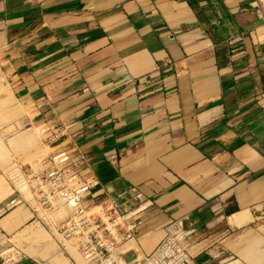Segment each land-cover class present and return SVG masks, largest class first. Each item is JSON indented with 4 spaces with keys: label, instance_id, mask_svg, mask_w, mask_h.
<instances>
[{
    "label": "crops",
    "instance_id": "0c3cea01",
    "mask_svg": "<svg viewBox=\"0 0 264 264\" xmlns=\"http://www.w3.org/2000/svg\"><path fill=\"white\" fill-rule=\"evenodd\" d=\"M255 5L0 0V101L11 112L2 120L14 137L30 123L45 136L42 150L14 151L23 153L19 168L39 174L50 166L53 136L73 141L93 191L115 197L134 186L142 194L136 254L152 252L165 227L182 220L194 231L187 246L197 262L213 264L226 249L245 264L264 261L252 229L264 221V20ZM9 163L0 165V250L29 242L51 255L27 252L24 264H78L76 239L61 236L59 253V232L36 226L42 221Z\"/></svg>",
    "mask_w": 264,
    "mask_h": 264
},
{
    "label": "built area",
    "instance_id": "2783aa9c",
    "mask_svg": "<svg viewBox=\"0 0 264 264\" xmlns=\"http://www.w3.org/2000/svg\"><path fill=\"white\" fill-rule=\"evenodd\" d=\"M163 65L157 64L154 74ZM53 137L54 152L47 158L50 166L37 175L20 170V177L43 209L69 208L70 217L56 231L64 240L76 239L75 249L86 264H204L189 251L187 240L194 231L182 220L165 227L152 252L136 254L131 248L137 232L133 218L145 209L142 194L134 186L115 197L93 191L97 181L82 149L73 141L62 144ZM13 252V263L22 264L23 256L14 250L8 253ZM127 252L133 253L128 261L123 258Z\"/></svg>",
    "mask_w": 264,
    "mask_h": 264
},
{
    "label": "rangeland",
    "instance_id": "374dc122",
    "mask_svg": "<svg viewBox=\"0 0 264 264\" xmlns=\"http://www.w3.org/2000/svg\"><path fill=\"white\" fill-rule=\"evenodd\" d=\"M255 3H256L255 8L257 10V13L264 20V0H255ZM5 102L6 101H0V145L2 147V151L4 152L5 158H9V160H10V163L8 164L9 167H8L7 173L9 175L10 179L12 180L14 186H16V188L18 189V191L20 193H22V195L27 200H29L30 204H32V206L37 210L38 216L40 217V220L42 221V224L38 223V224H36V226L42 227L43 230H45L48 233L51 232V230L52 231L55 230V232H57L56 230H57V227L60 225V223L63 222L64 220H66L64 218H68V210L67 209H69V208L66 207V206H63V207H60L58 210H54V211H52V210L51 211H47V210L43 209L40 205H37L35 203L37 201H35L33 199V197L30 196L29 190H28V186L27 185H23L24 189L21 190V188L18 185H16L17 184L16 179L11 177L16 172L14 170H19V171L20 170L21 171L24 170L25 171L28 168V167L27 168L26 167L25 168L24 167H22V168L20 167L19 168V166L16 163V161H17V158L22 156L23 153H21V151L15 153L14 151H18V150H42L41 142H42V138H44L45 136L43 135V133H41L42 129L40 128V125H32L31 123L30 124H26V125H22L21 128H19V130H17V135L19 133L22 134L24 132H25V134H27L28 132H31V130H35L34 131V134H35L34 139H35V137H37V138H36L35 144L32 145L31 147L28 146V147H21L20 148L19 144L16 143V141L17 140L21 141L20 144L23 145V143H25L26 140H22V139H26V135L23 134L21 136L14 137V135H16V132L13 129L14 127L12 126V123H9V122L7 123L6 121L2 120V119H4L5 117H7L8 115L11 114V112H6L5 111V108H6V106L4 105ZM22 109H23V106H22ZM28 129H29V131H28ZM35 132H37L38 135ZM22 141H23V143H22ZM13 152H14V155H12ZM258 225L259 226H257V227H252V229L255 230L254 232L258 235V238H259L258 239L259 249H264V221L259 222ZM44 234H45V232H44ZM52 238L54 239L52 241L53 248L55 249L56 245H58V249H59L58 252L62 253L63 248L66 246V245L65 246L61 245V243L65 244V242L62 239V237L59 236V239H58L57 235H54ZM55 238H57L59 241L55 240ZM16 240L18 242V237L16 238ZM17 242H16V244H18ZM32 247H33V244H30L29 242H25V243H23V247H19L21 250H19V249L18 250H14V251H19L20 256H23V259L21 260L22 264L26 263V261L28 260L27 252L44 251V252H47L49 255H51L50 252H51L52 248H50V247H48L47 249L44 248V249H40V250L31 249ZM248 247H250V245H248ZM219 248L221 249V247H219ZM222 248H224V247H222ZM27 249H30V250H27ZM222 250H219V251L223 252ZM9 251H11V250H6V248H5V250H0V264H14L13 261L11 260V258H14L12 255L15 252H13L11 254V253H8ZM124 259L126 261H128V260L131 259V257L128 255V256H125ZM223 259H227V260H223ZM235 260H237V261L239 260L240 262H243L244 264L246 263L245 261L240 259L235 253H232V252H230L229 250L226 249L223 252V254L218 259H216L213 262V264H219V261L223 262L222 264H225V263H229V262H232V261H235ZM77 262H78V264H81L82 260L80 262H79V260H77ZM66 264H68V263L66 262Z\"/></svg>",
    "mask_w": 264,
    "mask_h": 264
},
{
    "label": "bare ground",
    "instance_id": "6f19581e",
    "mask_svg": "<svg viewBox=\"0 0 264 264\" xmlns=\"http://www.w3.org/2000/svg\"><path fill=\"white\" fill-rule=\"evenodd\" d=\"M1 90H2V89H1ZM7 91H9V90H7ZM3 96H5V95H3ZM12 101H14V100H12ZM7 104H8V103H7ZM40 128L42 129L41 132H43V131H44L43 126H41ZM34 131H35V130H31V132H28L27 134H25V135H26V139H22V140H26L25 143H23V141H22V143H23L24 146L20 144L21 141H19V140H17L18 142L16 141V143L19 144V147H20V148H21V147H28V146L31 147L32 145H34V142H35V139H34V136H35V135H34ZM35 133L37 134V132H35ZM37 135H38V134H37ZM37 135H36V136H37ZM1 163H2V164L6 163V158H5V156H4V152L2 151V147H1V145H0V165H1ZM4 165H5V164H4ZM4 165H3V166H4ZM13 166H14V165H13ZM14 171H16V172H15L11 177H13L14 179H16V181H17V184H16V185H18V186L21 188V190H22V189H24V188H23V185H25V184H24V182H23V178L20 177V174H21V173H20L19 170H14ZM31 175H32V174H31ZM18 186H17V187H18ZM59 207H63V205H60ZM234 217H235V216H234ZM64 219H66V218H64ZM237 221H238V220H237ZM36 230H37V229H36ZM245 235H246V234H245ZM245 235H244V236H245ZM239 238H240V237H239ZM242 240H244V239H242ZM240 241H241V240H240ZM234 242H235V243H236V242L238 243L239 240H235ZM242 242L244 243V242H246V241H242ZM235 243H233V244H231V245H234ZM239 243H240V242H239ZM243 243H242V244H243ZM249 243H250V242H249ZM256 243H257V242H256ZM256 243H255V245H256ZM242 244H241V245H242ZM253 244H254V242L251 243V244H249V245H252V246H253ZM238 245H239V244H238ZM238 245H237V247H238V249H239L240 246H238ZM247 245H248V242H247ZM255 245H254V248L251 246V247L253 248V251L256 250ZM234 246H235V245H234ZM234 246H233V247H234ZM242 246H243V248H245L246 244H244V245H242ZM233 247H232V248H233ZM237 247H236V248H237ZM232 248H230V249L233 250ZM241 248H242V247H240V249H239L240 251H241ZM247 248H248V247H247ZM234 249H235V248H234ZM238 249H237V250H238ZM242 250H243V249H242ZM245 250H246V248H245ZM247 250H248V251H245V252H249V251H251L252 249H250V250L247 249ZM257 250H258V249H257ZM257 250H256V251H257ZM253 251H252V252H253ZM233 252H234V250H233ZM235 253H237V251H235ZM260 253H261V252H260ZM262 253H263V258H264V250H263ZM71 254H72V252H71ZM43 255H44V254H43ZM72 255H73V254H72ZM74 255H75V254H74ZM74 255H73V257H74ZM255 255H256V254H255ZM46 256H47V255H46ZM46 256H45V257H46ZM261 256H262V255H261ZM40 257H42V256H40ZM42 258H43V257H42ZM263 258H262V259H263ZM262 259H261V260H262ZM77 260H78V259H77ZM52 261H54V262L52 263ZM52 261H51L52 264H56V263H57V264H65L64 261H63V259H53ZM259 261H260V259H259ZM65 262H66V261H65ZM261 263L264 264V261L262 260L260 263L258 262V264H261ZM226 264H238V263H237V261H232V262H229V263H226ZM252 264H255V263L252 262ZM256 264H257V263H256Z\"/></svg>",
    "mask_w": 264,
    "mask_h": 264
}]
</instances>
